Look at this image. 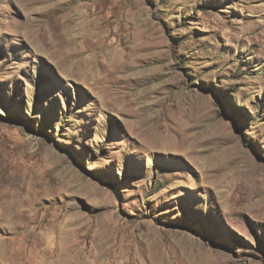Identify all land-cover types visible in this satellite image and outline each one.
<instances>
[{"label":"rangeland","instance_id":"obj_1","mask_svg":"<svg viewBox=\"0 0 264 264\" xmlns=\"http://www.w3.org/2000/svg\"><path fill=\"white\" fill-rule=\"evenodd\" d=\"M0 264H264V0H0Z\"/></svg>","mask_w":264,"mask_h":264},{"label":"bare ground","instance_id":"obj_2","mask_svg":"<svg viewBox=\"0 0 264 264\" xmlns=\"http://www.w3.org/2000/svg\"><path fill=\"white\" fill-rule=\"evenodd\" d=\"M6 190V189H5ZM10 195V194H9ZM7 201H8V199H7ZM8 203V202H7ZM4 206V205H3Z\"/></svg>","mask_w":264,"mask_h":264}]
</instances>
